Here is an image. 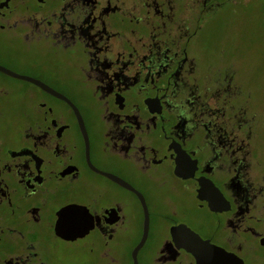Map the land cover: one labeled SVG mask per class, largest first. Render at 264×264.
<instances>
[{
    "label": "flooded vegetation",
    "instance_id": "1",
    "mask_svg": "<svg viewBox=\"0 0 264 264\" xmlns=\"http://www.w3.org/2000/svg\"><path fill=\"white\" fill-rule=\"evenodd\" d=\"M250 2L0 0V264H264Z\"/></svg>",
    "mask_w": 264,
    "mask_h": 264
},
{
    "label": "rangeland",
    "instance_id": "2",
    "mask_svg": "<svg viewBox=\"0 0 264 264\" xmlns=\"http://www.w3.org/2000/svg\"><path fill=\"white\" fill-rule=\"evenodd\" d=\"M245 11L248 21H243L242 12L223 10L207 23L206 34L212 47L233 45L237 55L258 62L253 75L254 87L264 97V0H251Z\"/></svg>",
    "mask_w": 264,
    "mask_h": 264
},
{
    "label": "water",
    "instance_id": "3",
    "mask_svg": "<svg viewBox=\"0 0 264 264\" xmlns=\"http://www.w3.org/2000/svg\"><path fill=\"white\" fill-rule=\"evenodd\" d=\"M142 238L143 237H141V239L136 243V245L133 247V249H132V255H133V260H134V263L136 264V260H135V250H136V248L141 244V242H142ZM187 248L190 250V251H192L195 255H197V253L195 252V250H194V247H192V246H187Z\"/></svg>",
    "mask_w": 264,
    "mask_h": 264
}]
</instances>
